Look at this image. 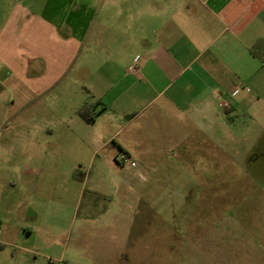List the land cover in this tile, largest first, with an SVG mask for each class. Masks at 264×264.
<instances>
[{
    "label": "rangeland",
    "instance_id": "374dc122",
    "mask_svg": "<svg viewBox=\"0 0 264 264\" xmlns=\"http://www.w3.org/2000/svg\"><path fill=\"white\" fill-rule=\"evenodd\" d=\"M30 1L0 0V217L8 215L11 243L0 245V264H264V90L261 99L248 94L254 107L223 114L211 154L175 150L189 155L186 163L158 165L155 196L130 198L109 179L85 182L83 155L57 139L74 91L57 85L34 95L24 80H39L41 70L22 78L19 50L36 41L33 32L48 41L69 21L53 13L57 0ZM27 9L40 17L29 25ZM5 46L13 50L8 67ZM114 215L123 218L119 260L113 229L94 234Z\"/></svg>",
    "mask_w": 264,
    "mask_h": 264
},
{
    "label": "crops",
    "instance_id": "0c3cea01",
    "mask_svg": "<svg viewBox=\"0 0 264 264\" xmlns=\"http://www.w3.org/2000/svg\"><path fill=\"white\" fill-rule=\"evenodd\" d=\"M48 1L28 4L47 6ZM53 4L59 7L53 9L56 16L64 22L68 18L61 23L66 30L54 31L48 41L44 32H33L36 41H23L22 78L37 67L39 80H24L34 95L57 85L74 91L71 117L66 126L59 121L57 139L74 150V157L83 155L80 162L88 165L85 182L109 179L115 191L126 188L130 198H151L157 191L153 181L158 165L184 164L189 158L172 152L192 147L211 154L219 142L223 114L241 110L245 103L254 107L249 93L263 98L264 0ZM36 14L33 10L28 25L40 18ZM5 48L3 64L8 67L13 50ZM85 104L93 106L92 123L78 114ZM120 151L130 154L137 166L119 165ZM128 208L134 215L141 211L135 204ZM7 216L0 217L3 246L11 244ZM111 218L107 227L95 226L94 234L113 229L114 251L118 260L124 259L126 252L118 246L123 218Z\"/></svg>",
    "mask_w": 264,
    "mask_h": 264
},
{
    "label": "built area",
    "instance_id": "2783aa9c",
    "mask_svg": "<svg viewBox=\"0 0 264 264\" xmlns=\"http://www.w3.org/2000/svg\"><path fill=\"white\" fill-rule=\"evenodd\" d=\"M136 72V70H134ZM116 162L121 165V166H127V167H132L135 168L137 166L136 160L127 153H120L116 157Z\"/></svg>",
    "mask_w": 264,
    "mask_h": 264
},
{
    "label": "trees",
    "instance_id": "16d2710c",
    "mask_svg": "<svg viewBox=\"0 0 264 264\" xmlns=\"http://www.w3.org/2000/svg\"><path fill=\"white\" fill-rule=\"evenodd\" d=\"M78 114L87 122L92 123L95 121V113L93 106L85 104L79 110Z\"/></svg>",
    "mask_w": 264,
    "mask_h": 264
}]
</instances>
